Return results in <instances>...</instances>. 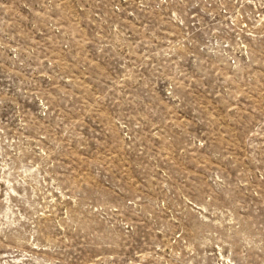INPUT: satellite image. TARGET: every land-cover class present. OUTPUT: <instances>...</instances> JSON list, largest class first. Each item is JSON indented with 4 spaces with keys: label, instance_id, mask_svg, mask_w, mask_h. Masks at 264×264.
I'll return each mask as SVG.
<instances>
[{
    "label": "rangeland",
    "instance_id": "374dc122",
    "mask_svg": "<svg viewBox=\"0 0 264 264\" xmlns=\"http://www.w3.org/2000/svg\"><path fill=\"white\" fill-rule=\"evenodd\" d=\"M0 264H264V0H0Z\"/></svg>",
    "mask_w": 264,
    "mask_h": 264
}]
</instances>
